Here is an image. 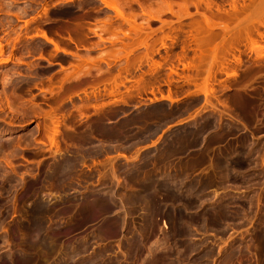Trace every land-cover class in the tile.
I'll return each mask as SVG.
<instances>
[{"label": "rangeland", "instance_id": "374dc122", "mask_svg": "<svg viewBox=\"0 0 264 264\" xmlns=\"http://www.w3.org/2000/svg\"><path fill=\"white\" fill-rule=\"evenodd\" d=\"M106 1L0 0V264H264V0Z\"/></svg>", "mask_w": 264, "mask_h": 264}, {"label": "bare ground", "instance_id": "6f19581e", "mask_svg": "<svg viewBox=\"0 0 264 264\" xmlns=\"http://www.w3.org/2000/svg\"><path fill=\"white\" fill-rule=\"evenodd\" d=\"M102 2H105L107 5H108V7H110V5H109V2H107L106 0H101ZM1 47V46H0ZM201 154V153H200ZM197 159V158H196ZM194 160V159H193ZM218 169V168H217ZM188 170V169H187ZM194 170V169H193ZM215 172V171H214ZM145 184V183H144ZM143 188V194H144V197L146 196V197H150V198H153L152 197V195L154 194L153 192H149V189H150V187H148V186H143L142 187ZM167 189V188H166ZM165 189V191H169L168 189L166 190ZM174 189V188H173ZM172 189H171V187H170V191H171ZM180 190V189H179ZM169 191V192H170ZM175 191V190H174ZM189 191V190H188ZM192 191V190H191ZM175 193V192H174ZM177 193V192H176ZM175 193V194H176ZM184 194H186V193H184ZM202 194V193H201ZM166 195H169V194H166ZM179 195V194H178ZM165 196V195H164ZM191 196V195H190ZM175 197H177V196H175L174 194H173V191H172V194H170L167 198L169 199V200H167V201H171V200H173V199H175ZM143 198V197H142ZM130 199V198H129ZM137 199H138V197H137ZM177 199V198H176ZM154 199H152V201H153ZM151 201V202H152ZM95 202V201H94ZM144 203H146V202H144ZM162 203V202H161ZM172 203V202H171ZM174 203V202H173ZM96 204V203H95ZM149 204V203H148ZM147 205V204H146ZM159 205V204H158ZM176 205V204H175ZM92 206V205H91ZM131 206V205H130ZM154 206V205H153ZM155 207V206H154ZM189 207V206H188ZM170 208V207H169ZM186 208V207H185ZM224 208V207H223ZM157 209V208H156ZM155 210V209H154ZM186 210V209H185ZM216 211H218V210H216ZM49 213V212H48ZM48 215V214H47ZM209 215V214H208ZM216 215V214H215ZM32 216V215H31ZM202 216V215H201ZM40 217V216H39ZM50 217V216H49ZM197 218V217H196ZM203 218V217H202ZM184 219V218H183ZM191 219V218H190ZM45 220V219H44ZM188 220V219H187ZM223 222V221H222ZM35 224H34V226H36V228L38 229V228H40L41 229V227L43 226V223H45L44 221H43V219L41 220V219H38L37 221H35L34 222ZM192 224V223H191ZM202 224V223H201ZM185 225V224H184ZM193 225V224H192ZM203 225V224H202ZM45 226V225H44ZM179 227V226H178ZM177 227V228H178ZM43 228V227H42ZM182 228V227H181ZM179 228L178 229V232H180L181 234L183 233H185V231L183 230L184 228ZM177 231V230H176ZM173 233V232H172ZM188 235V234H187ZM189 236V235H188ZM178 237V236H177ZM187 237V236H186ZM184 238V237H183ZM263 239V238H262ZM258 240V239H257ZM41 243V242H40ZM136 243V242H135ZM47 244V243H46ZM56 244V243H55ZM35 245V244H34ZM50 245V244H49ZM187 246V245H186ZM46 248H47V246H45ZM30 249V248H29ZM34 249V248H33ZM49 251H50V249H48ZM47 250V252L46 253H50L49 251ZM45 251V250H44ZM42 252V251H41ZM56 252V251H55ZM142 252V251H141ZM52 253V252H51ZM47 255V254H46ZM261 256V255H260ZM43 259H45V258H43ZM178 259V258H177ZM72 260V259H71ZM199 263V262H198ZM180 264V263H179Z\"/></svg>", "mask_w": 264, "mask_h": 264}]
</instances>
